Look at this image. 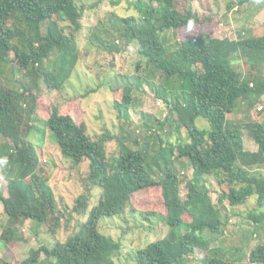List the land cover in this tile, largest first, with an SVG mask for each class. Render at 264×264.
<instances>
[{
	"label": "trees",
	"instance_id": "trees-1",
	"mask_svg": "<svg viewBox=\"0 0 264 264\" xmlns=\"http://www.w3.org/2000/svg\"><path fill=\"white\" fill-rule=\"evenodd\" d=\"M76 1L0 0V64L27 71L33 84L28 89L19 81L20 88L15 90L0 84V170L7 188L4 193L0 183L5 216L0 240L6 245L16 240L27 242L18 227L25 222L38 228L46 226L55 238L64 220L85 216L76 234L65 242L55 238L49 248L42 245L34 251L35 257L30 251L22 264H116L121 245L100 232V220L122 217L129 209L137 212L139 197H150L158 189L164 212L139 214L148 223L151 217H157L168 231L135 250L134 264H182L196 250L204 253L201 264H264V244L249 249L245 262L238 261L244 253H240L241 246L228 248L229 244L221 240L219 246L212 245L222 234L224 202L236 207L255 196L257 209L247 216L264 230V176L250 173L264 165V114L256 121L227 120L238 105L251 109L264 96V34L251 32L248 37L232 40L200 33L181 41L176 49L167 50L161 34L199 22L198 14L185 5L203 0H133L131 6L139 17H113L109 29L114 28L126 46L135 43L146 67L160 72L164 80L178 78L180 94L174 98L168 117L164 121L153 119L159 130L172 127L169 135L177 136L174 142L159 139V150L148 162L141 150L128 147L109 133L91 138L84 123L78 125L53 105L45 119L53 143L73 169L78 170L83 162L87 164L85 175L77 178L82 191L65 212L49 185V176L42 171L47 163L46 158L42 159V149L23 134L32 129L29 123L41 105L37 79H42L48 90L59 91L77 62L75 33L82 30L84 8ZM109 1L113 6L121 2ZM248 1L238 0V4ZM100 32L95 29L91 38L102 41L101 48L113 51L115 38L108 37L110 31L100 38ZM53 55L56 60L49 63ZM239 61L246 65L247 74L234 69L233 63ZM131 94L132 87H125L115 108L126 111ZM157 95L168 104L165 89ZM26 104L27 111L23 108ZM198 118L207 121L208 130L196 125ZM244 131L255 142V151L246 150ZM114 140L117 153L108 156L106 144ZM181 159L187 160L191 169V178L185 183L190 194L183 199L174 170L175 162ZM155 169L159 171L158 179L153 176ZM211 178L221 187L216 203L208 189ZM96 189L100 190L99 200L86 217ZM227 251L234 255H227Z\"/></svg>",
	"mask_w": 264,
	"mask_h": 264
},
{
	"label": "rangeland",
	"instance_id": "rangeland-1",
	"mask_svg": "<svg viewBox=\"0 0 264 264\" xmlns=\"http://www.w3.org/2000/svg\"><path fill=\"white\" fill-rule=\"evenodd\" d=\"M132 1L121 0L117 6H113L109 0H77V5L84 9L81 19L82 30L75 33L78 59L72 68L73 71L71 70V74L62 83L59 91L48 90L43 80L37 79V86L40 88L37 100L41 105L29 123L32 129L24 132L23 135L26 140L42 149V159L46 158L47 163L51 162L49 166L46 163L45 169L42 171L46 177L49 176V185L54 191L60 208L65 212L72 208L74 199L82 191L77 178L80 174L81 176L85 175L87 164L83 162L78 170L77 168L73 169L72 163L62 157L59 148L53 143L45 125L46 113L53 105L59 107L61 114L70 115L78 125L84 123L87 134L91 138L109 133L123 141L128 147L141 150L148 162L159 150V139L166 141L170 138L174 142L177 136L174 133L169 135V130L172 127L166 126L163 130H159L153 119L164 121L168 117V111L174 103V98L180 94L178 78L171 77L164 80L160 72L152 71L151 68L146 67L145 59L138 54L135 43L126 46L118 32L114 28L110 30L112 25L110 21L113 20V17H139L138 12L131 6ZM185 6H191L193 12L198 14L199 22L187 28H178L162 33L161 40L167 50L176 49L181 41L188 40L200 33H206L212 38L227 37L232 40L248 37L253 32L259 35L264 34V0H249L244 4H238V0H203ZM206 16L209 17V20H206ZM95 29H99V32L104 31V33L110 31L108 37L115 38L113 51L101 48L99 44L102 41L91 38V32ZM104 33L100 32L97 36L101 38L104 35L105 37ZM55 60V55H53L50 57L49 63H53ZM233 66L241 75H245L249 71L246 65L240 61L233 63ZM60 68L59 64L57 70L59 71ZM27 73V71L15 68L11 70L9 65L0 64V84L15 90L20 88L19 81H22L28 89H31L33 86L31 75ZM262 74L264 75V70ZM125 87H132V101L126 111L120 112L114 104L121 101ZM164 89L168 104L157 95L158 91ZM23 108L27 111L29 104L24 105ZM262 114H264V96L261 102L251 109L246 108L245 104L238 105L232 114L227 115V120L234 123L256 121L260 120ZM196 125L200 129H209L207 121L201 118L196 120ZM180 133L184 140L185 135L182 130ZM243 140L246 150L255 151L257 149L255 142L248 137L246 131H244ZM115 142L114 140L106 144L108 156L116 155L118 146ZM186 161L181 159L179 162H175L174 167L178 174L179 193L182 199L190 194L185 183L191 178V169ZM158 173L159 171L155 169L153 176L157 179L160 177ZM250 173L257 177L264 176V165L251 169ZM208 182L210 197L212 202L216 203L221 187L214 178ZM0 183L5 193L6 182L1 175V170ZM99 192L98 189L93 191L86 217L90 209L98 202ZM143 194H147V192L139 196ZM160 196V190L156 189L150 197H139L135 206L137 212L129 209L122 217L100 220V232L110 236L121 245V254L115 258L116 264H134L135 250L143 247L149 241L165 236L168 228L157 217H151V223H148L149 221L144 220L139 214L144 211L164 212ZM256 202L255 196L248 198L244 204L236 207H230L227 202H224L225 208L222 209L224 211H221V219L226 224L222 229V238L227 235L228 232L225 229L229 227L232 238L230 240L231 247L242 243L240 253H244L238 259L240 262H245L249 249L259 243L264 244L262 243L264 242V230L253 224L247 216L257 209ZM83 218L85 216L75 215L70 220H64L61 227L56 230L55 238L59 242H65L77 233ZM4 223L5 216H3V207L0 202V230ZM18 227L27 242L16 240L6 245L0 240V264H12L13 262L22 264L23 260L29 256L30 251H32V257H35L34 251L39 247L45 245L49 248L56 242V239L46 231V226L38 228L34 224L25 222ZM183 229L180 230V233L183 232ZM254 232H256L255 236ZM219 243L217 240L212 245L218 246ZM231 251L233 252V249ZM231 251H227L226 254L234 255ZM203 254L201 250H196L195 254L186 257L182 264H201Z\"/></svg>",
	"mask_w": 264,
	"mask_h": 264
},
{
	"label": "crops",
	"instance_id": "crops-1",
	"mask_svg": "<svg viewBox=\"0 0 264 264\" xmlns=\"http://www.w3.org/2000/svg\"><path fill=\"white\" fill-rule=\"evenodd\" d=\"M223 221V220H222ZM224 225L222 226V229H223V227H225L226 226V224L225 223H223ZM228 233H227V235H225V238H222V236H223V230H222V234H221V236L218 238L219 239V242H220V240L224 243V242H226V243H228L229 245L227 246L228 248H231V245H230V240L232 239L231 238V235H230V233H231V229L228 227V229H225ZM1 231V230H0ZM225 232V231H224ZM226 234V233H225ZM230 235V237L229 238H227L228 236ZM256 235V232H254V236ZM261 241V240H260ZM221 243V242H220ZM220 243H219V245H220ZM262 243H264V242H262ZM218 245V246H219ZM238 246H242V244L240 243V244H237Z\"/></svg>",
	"mask_w": 264,
	"mask_h": 264
}]
</instances>
